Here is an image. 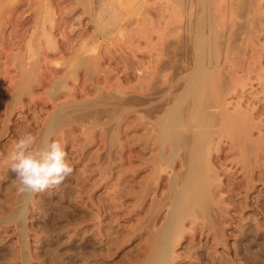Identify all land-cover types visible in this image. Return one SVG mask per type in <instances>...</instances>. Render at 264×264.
I'll use <instances>...</instances> for the list:
<instances>
[{"label":"rangeland","instance_id":"374dc122","mask_svg":"<svg viewBox=\"0 0 264 264\" xmlns=\"http://www.w3.org/2000/svg\"><path fill=\"white\" fill-rule=\"evenodd\" d=\"M81 1L0 0V264H153L158 252L152 249H161V235L169 232L170 222L174 225L167 232L170 250L165 264H264V0L238 3L239 7L223 0H101L99 7L92 0ZM206 22L214 25L212 33L218 32L224 41L219 44L222 52L217 51L221 55H215L218 67L210 71L228 69L220 68L228 79L224 76V87H212L225 88L229 94L221 95L220 90L219 99L222 102L226 96V103L214 96L215 104L205 109L219 114L227 105L228 113H236L238 106L237 111L246 113L247 121H242L248 132L243 127L241 139L230 132L211 134L209 146L213 145L205 165L212 166L206 165L209 171L203 167L198 179L204 187V210L197 208L196 217L191 213L179 221L172 211L177 208L178 187L183 189L181 180L189 160L184 145L173 147L164 136L171 131L172 139L183 134L191 140L198 127L184 126L187 102L181 106V125L165 124V115L179 105L183 77L193 71L190 51L191 56L182 61L186 64H180L176 41L183 36L189 44L194 36L205 34L199 27H208ZM230 50L234 51L230 54ZM24 131L40 142L51 138L64 146L74 170L59 187L18 193L9 154ZM210 170L212 178H220L211 179V173L205 174ZM171 190L177 192L175 197Z\"/></svg>","mask_w":264,"mask_h":264},{"label":"bare ground","instance_id":"6f19581e","mask_svg":"<svg viewBox=\"0 0 264 264\" xmlns=\"http://www.w3.org/2000/svg\"><path fill=\"white\" fill-rule=\"evenodd\" d=\"M82 1H85V0H82ZM81 1V2H82ZM90 1V0H89ZM94 3V6L95 7H99L100 5H101V3H102V1L101 0H92ZM112 1V0H111ZM189 1H191V0H189ZM197 1V0H196ZM206 0H201V2H205ZM209 1H211V0H209ZM215 1V0H214ZM219 1V0H218ZM222 1V0H221ZM220 1V2H221ZM225 3L227 2V3H229V6H230V4H233V6H240L239 4L240 3H249L250 2V4H252V2L251 1H253V0H223ZM222 1V2H223ZM256 1V0H255ZM261 1H263V0H261ZM45 2V1H44ZM88 2V1H87ZM104 2H105V0H104ZM103 2V3H104ZM183 2V1H182ZM187 2V1H186ZM191 2H193V1H191ZM198 2V1H197ZM199 2H200V0H199ZM254 2V1H253ZM257 2V1H256ZM255 2V3H256ZM39 4H41L40 2H38ZM43 3V2H42ZM79 3V2H78ZM84 3H86V1L84 2ZM91 3V2H90ZM210 3V2H209ZM239 3V4H238ZM44 4V3H43ZM106 4H107V2H106ZM211 4V3H210ZM213 4V3H212ZM218 4H219V2H218ZM236 4V5H235ZM254 4V3H253ZM109 5V4H108ZM181 5V4H180ZM200 5H201V3H200ZM214 5H215V3H214ZM222 5V4H221ZM223 5H225V4H223ZM48 6V5H47ZM46 6V8H48ZM90 6V5H89ZM88 6V7H89ZM142 6V5H141ZM146 6V5H145ZM212 6V5H211ZM211 6H209V7H211ZM232 6V5H231ZM242 6V5H241ZM44 7L45 6H43V8L42 9H44ZM51 7V6H50ZM71 7V6H70ZM87 7V6H86ZM111 7V6H110ZM110 7L108 6V7H105V8H109L110 9ZM182 7V6H181ZM199 7V6H198ZM224 7V6H223ZM247 7H249V6H247ZM83 8V7H82ZM144 8V7H143ZM182 8H184V7H182ZM181 8V9H182ZM219 8V7H218ZM253 8V7H252ZM49 9V8H48ZM69 9V8H68ZM85 9V12H86V8H84ZM89 9V8H88ZM93 9V8H92ZM99 9V8H98ZM98 9H96V11L98 10ZM114 9V8H113ZM180 9V10H181ZM199 9V8H198ZM211 9V8H210ZM232 9V8H231ZM235 9V8H234ZM237 9H239V8H237ZM260 9V8H259ZM104 10H106V9H103V11ZM111 10V9H110ZM151 10V9H150ZM243 10H244V8H243ZM258 10V9H257ZM89 11V10H88ZM93 11H94V9H93ZM92 11V12H93ZM101 10L99 9V11H98V13L96 14V18H97V15H99ZM102 11V12H103ZM208 11V10H207ZM239 11V10H238ZM248 11V10H247ZM254 11V10H253ZM41 12V11H40ZM44 12V11H43ZM47 12H48V10H47ZM47 12H45V13H47ZM49 12H50V10H49ZM53 12V11H52ZM66 12V11H65ZM95 12V11H94ZM105 12H107V11H105ZM111 12V11H110ZM113 12H114V10H113ZM112 12V13H113ZM148 12V11H147ZM182 12V11H181ZM180 12V13H181ZM191 12V11H190ZM203 12V11H202ZM209 12V11H208ZM217 12V11H216ZM104 13V12H103ZM108 13V12H107ZM111 13V15H113ZM115 13V12H114ZM179 12H177V14H178ZM205 13V12H204ZM211 13V12H210ZM246 13V12H245ZM244 13V14H245ZM90 14V13H89ZM190 14V13H189ZM192 14V13H191ZM233 14H234V12H233ZM236 14H238V13H236ZM261 14H262V12H261ZM263 14H264V11H263ZM42 15H43V13H42ZM50 15V14H49ZM92 15V14H91ZM110 15V16H111ZM194 15V14H193ZM199 15V14H198ZM197 15V16H198ZM207 15H208V13H207ZM210 15V14H209ZM249 15H251V14H249ZM248 15V16H249ZM48 16V15H47ZM93 16V15H92ZM196 16V17H197ZM239 16V15H238ZM254 17L256 16L255 14L253 15ZM262 16V15H261ZM264 16V15H263ZM40 17V16H39ZM38 17V18H39ZM43 17H44V15H43ZM89 17H90V15H89ZM108 17V16H107ZM181 17H182V15H181ZM187 17V16H186ZM188 17H189V15H188ZM199 17H200V15H199ZM253 17V18H254ZM111 18H113V17H111ZM114 18H116V17H114ZM183 18V17H182ZM207 18H210V17H207ZM248 18H250V17H248ZM252 18V19H253ZM261 18H263V17H261ZM46 19V18H45ZM52 19V18H51ZM91 19H93V18H91ZM101 19V18H100ZM103 19V18H102ZM106 19V18H105ZM104 19V20H105ZM110 19V18H109ZM118 19V18H117ZM190 19V18H189ZM38 20V19H37ZM49 20V19H48ZM47 20V21H48ZM94 20H96V19H94ZM111 20V19H110ZM122 20V19H121ZM201 20H202V18H201ZM210 20V19H209ZM255 20V19H254ZM261 20V19H260ZM45 21V20H44ZM51 21V20H50ZM189 21V20H188ZM206 21V20H205ZM205 21H204V24H205ZM250 21V20H249ZM259 21V20H258ZM43 22V21H42ZM52 22V21H51ZM50 22V23H51ZM97 22L98 23H100L99 22V16H98V20H97ZM190 22V21H189ZM196 22V21H195ZM208 22V21H207ZM206 22V23H207ZM211 22V21H210ZM232 22V21H231ZM97 23V24H98ZM112 23V22H111ZM192 23V22H191ZM234 23V22H233ZM236 23V22H235ZM254 23V22H253ZM52 24V23H51ZM211 24V23H210ZM210 24L209 23H207V25H209L210 26ZM262 24H264V23H262ZM102 25V24H101ZM195 25V24H194ZM200 25H202V23H200L199 24V26ZM206 25V24H205ZM244 25H246V24H244ZM252 27H253V25L252 24H250ZM103 26V25H102ZM115 26V25H114ZM118 26V25H117ZM203 26V25H202ZM209 26L208 27H206L205 28V26L204 27H199L200 28V30H201V28H202V30L203 31H206V35L204 34V33H202V35L201 36H194V38H193V36H192V40H191V42H190V40H188L189 41V44L187 43V41H185V38L186 37H183L182 35H180V37L182 36V38L180 39V38H176V40H178V41H176L177 42V45L176 46H178V48H179V53L181 52V57H179L180 58V64L183 66V65H185L184 63H182V61L184 60V56H186L187 57V55H189V56H191L190 54H188V51H190V53L192 54V56L193 57H191V58H193V61L191 60V59H189V56H188V58L187 59H189L190 61H189V63H191V65H192V69H193V71H192V69L190 68V70L192 71V72H190V70H189V72L191 73H187V74H190V76L188 77L187 76V74L185 75V76H187L188 78H186L185 76L183 77V78H185V80L183 79H181L182 80V84H183V86H184V90H183V92H182V89H181V91L180 92H182V93H180L179 92V94H178V100H179V102H178V104L179 105H177V106H175V108L174 109H171L172 111H170L171 113H170V115L166 118V116L167 115H165V119H168V120H166V122H165V124L167 123V121H168V123H172V124H174L175 125V123H176V126L180 123V125H181V121H180V118L182 117V113H181V106H182V104L183 103H185V102H187V106H186V108H185V110H186V112L184 111V113H186V115H184V120H185V125L184 126H186V124H193L194 126H197L198 128H197V130L193 133V131H191V133H193V134H190V136L192 135V137H190L189 139H191V140H188V138L186 137V136H183V134H182V136H180V137H177V138H174V139H172V137L170 136V133L169 132H171V131H168V134L167 135H165L164 137H165V139L166 140H168L169 142H171L172 143V146L173 147H177V145H181V146H183L184 148H186V149H184V150H186L187 152V154H186V156L188 157V162H187V164L186 165H188V167H185V170H186V176L185 177H183L184 179H185V181H186V183H184L183 182V180L184 179H182L181 180V182L183 183V189H182V187H181V190H180V187H178L179 188V201L176 203V209H173V211H172V213H173V215H175V219L177 220H179V221H181V219L185 216V215H188V214H191L192 213V215H193V212L194 211H196V209L197 208H203V210H204V207H203V202H204V200H205V198L203 197V189H204V187H203V189H202V187L199 185L200 183L198 182L199 180V178L202 176V171L204 170L203 169V167L204 168H206L207 169V167H206V165H205V161L207 160H205V156H206V158L208 157L207 155V152H209L208 150H210L209 148H210V146L211 145H213V144H211L210 146H209V144H210V139H211V143H212V138H211V136L214 134V135H217V136H219V135H221V136H223V135H225L226 133H228V132H230L231 134H235L236 136H235V138L237 139V138H239V139H241V138H243V136L241 137V129L243 128V127H245L246 125H244L245 124V122L247 121V119L244 117L245 115H246V113L245 114H243L242 112L243 111H237V109H238V106H237V108L236 107H234V108H236V111H234V112H236V113H233L231 110H229V113L226 111L227 110V105H226V108L224 109V112H222V113H219L218 114V111L217 112H215L214 111V113L212 112V113H209V111H208V109L206 110L205 109V107H208L209 105H210V103H211V105L210 106H212V104H215V103H213V101H212V98L215 96V98H217V100H220L219 102H221V99H219V93H220V90H223V94H221V95H226V94H229V93H227V91H226V89L225 88H221V89H217L218 87H216V89H214V87H212V85H215V84H218V86H220L221 84V86H223V83L226 81L225 80V73H224V75L221 73V70L222 69H225L224 67H219V69L218 68H216V70H215V72L214 73H211V67L213 68V67H218L217 66V61H216V58H215V55H218L217 54V51H219V52H222L220 49V45H223V43H224V41H222L223 40V38H222V35H218V32L216 33V35L214 34V32L212 33V31H214V30H212L211 28L214 26H210V28H209ZM217 26V25H216ZM255 26V25H254ZM263 26V25H262ZM261 26V27H262ZM116 27V26H115ZM184 27V26H183ZM192 27V26H191ZM194 27H196V26H194ZM222 26H220V28H221ZM238 27V26H237ZM245 27V26H244ZM102 28V27H101ZM178 28V27H177ZM193 28V27H192ZM191 28V29H192ZM198 28V29H199ZM264 28V27H263ZM106 28H104L103 27V31L105 30ZM180 29V28H179ZM244 29V28H243ZM94 30L95 29H93V32H94ZM178 30V29H177ZM195 30H196V28H195ZM226 30V29H225ZM232 30V29H231ZM234 30V29H233ZM246 30V29H245ZM253 30V29H252ZM258 30V29H257ZM183 31H185L184 29H183ZM220 31H221V29H220ZM229 31V30H228ZM241 31V30H240ZM251 31V30H250ZM178 32V31H177ZM196 32V31H195ZM222 32V31H221ZM230 32H232V31H230ZM254 32V31H253ZM189 33H191V32H189ZM197 33V32H196ZM196 33H194V34H196ZM199 33V32H198ZM225 33V32H224ZM234 33V32H233ZM257 33V32H256ZM261 33V32H260ZM42 34V33H41ZM98 34V33H97ZM181 34H182V32H181ZM187 34V33H186ZM193 34V35H194ZM204 34V35H203ZM239 33H237V35H238ZM248 34V33H247ZM246 34V35H247ZM259 34V33H258ZM92 35V34H91ZM138 35V34H137ZM226 35V34H225ZM228 35V34H227ZM231 35V33H229V36ZM232 35H234V34H232ZM231 35V36H232ZM236 34H235V36H237ZM260 35V34H259ZM262 35V34H261ZM86 36V35H85ZM179 36V35H178ZM177 36V37H178ZM220 36H221V38L222 39H220ZM231 36H230V39H231ZM239 36V35H238ZM249 36V35H248ZM247 36V37H248ZM258 36V35H257ZM46 37V36H45ZM189 38L188 39H190V34H189V36H188ZM246 37V36H245ZM228 38V37H227ZM232 38H234L235 39V37H233L232 36ZM240 38V37H239ZM250 38V37H249ZM248 39V38H247ZM56 40H57V38H56ZM225 40V39H224ZM245 40V39H244ZM250 40V39H249ZM55 41V40H54ZM81 41V40H80ZM169 41V40H168ZM231 41V40H230ZM235 41V40H234ZM246 41V40H245ZM48 42H50V41H48ZM172 42V41H171ZM170 42V43H171ZM223 42V43H222ZM243 42V41H242ZM247 42V41H246ZM54 43V42H53ZM139 43V42H138ZM137 43V44H138ZM170 43H167V44H170ZM227 43H231V42H227ZM233 43V42H232ZM46 44V43H45ZM172 45H173V43H171ZM220 44V45H219ZM244 44V43H243ZM175 45V44H174ZM218 46V48H216V46ZM226 45V44H225ZM231 45V44H230ZM237 45V44H236ZM47 46V45H46ZM120 46V45H119ZM131 46V45H130ZM134 46V45H133ZM176 46H174V47H176ZM188 46H189V48H190V50H188L187 48H188ZM220 46V47H219ZM56 47V46H55ZM223 47V46H222ZM226 47H228V45H226ZM54 48V47H53ZM119 48V47H118ZM228 48H230V47H228ZM228 48H226L227 49V51H228ZM52 49V48H51ZM176 49H177V47H176ZM219 49V50H218ZM234 49V48H233ZM237 49V48H236ZM148 50V49H147ZM157 50V49H156ZM172 50V49H171ZM222 50H223V48H222ZM242 50V49H241ZM135 51V50H134ZM138 51V50H137ZM231 51V50H230ZM232 51H234V50H232ZM232 51L230 52V54L232 53ZM177 52V51H176ZM175 52V53H176ZM108 53H109V51H108ZM135 53V52H134ZM234 53V52H233ZM97 55V54H96ZM110 55V54H109ZM176 55V54H175ZM182 55H183V57H182ZM219 55H221V54H219ZM238 55V54H237ZM101 56V55H100ZM108 56V55H107ZM152 56V55H151ZM180 56V55H179ZM225 56H227V55H225ZM90 57V56H89ZM95 57V56H94ZM220 57L221 56H219V60H220ZM82 58H84V57H82ZM161 58V57H160ZM160 58H158V60L160 59ZM226 58V57H225ZM229 58V57H228ZM36 59V58H35ZM35 59H34V61H35ZM75 59V58H74ZM79 59H80V56H79ZM96 59H98V55H97V57H96ZM227 59V58H226ZM230 59V58H229ZM233 59V58H232ZM37 60V59H36ZM88 60V59H87ZM90 60V59H89ZM72 61V60H71ZM74 61V60H73ZM76 61V60H75ZM74 61V62H75ZM79 61V60H78ZM81 61H83V60H81ZM81 61H79V62H81ZM185 61V60H184ZM188 61V60H187ZM225 61V60H224ZM235 61V60H234ZM92 62H94V61H92ZM95 62H96V60H95ZM223 62V61H222ZM84 63V62H83ZM89 63V62H88ZM149 63V62H148ZM152 63V62H151ZM173 63V62H172ZM72 64V63H71ZM85 64V63H84ZM94 64V63H93ZM142 64H143V62H142ZM159 64V63H158ZM223 64V63H222ZM231 64H233L232 62H231ZM69 65H70V62H69ZM77 65H78V63H77ZM86 65V64H85ZM125 65V64H124ZM188 65V64H187ZM226 65V64H225ZM236 65H237V63H236ZM68 66V65H67ZM159 66V65H158ZM220 66V65H219ZM222 66V65H221ZM71 67V66H70ZM69 67V68H70ZM74 67V66H73ZM76 67H78V66H76ZM75 67V68H76ZM85 67V66H84ZM97 67V66H96ZM173 67H174V65H173ZM176 67H177V65H176ZM188 67V66H187ZM232 67V66H231ZM234 67H235V65H234ZM78 68H80V65H79V67ZM175 68V67H174ZM220 68H221V70H220ZM71 69V68H70ZM153 69V68H152ZM156 69V68H155ZM176 69V68H175ZM178 69V68H177ZM236 69V68H235ZM86 70V69H85ZM93 70V69H92ZM97 70H98V68H97ZM174 70V69H173ZM230 70V69H229ZM34 71V70H33ZM68 71V70H67ZM66 71V72H67ZM88 71V70H87ZM93 71H96V70H93ZM224 70H222V72H223ZM227 71H228V69H227ZM227 71H224V72H227ZM53 72V71H52ZM57 72V71H56ZM69 72V71H68ZM99 72V71H98ZM188 72V71H187ZM231 72V71H230ZM65 73V72H64ZM34 74H36V73H34ZM72 74H73V72H72ZM183 74V73H182ZM33 75V74H32ZM66 75V74H65ZM73 75H75V74H73ZM86 75V74H85ZM71 76V75H70ZM225 76V77H224ZM229 76V75H228ZM232 76V75H231ZM30 77V76H29ZM34 77V76H33ZM64 78H65V76H63ZM62 77V78H63ZM67 77V76H66ZM92 77V76H91ZM57 78H59V77H57ZM63 78V79H64ZM178 78V77H177ZM30 79V78H29ZM31 79H33V78H31ZM31 79H30V81H31ZM55 79V78H54ZM76 79V78H75ZM146 79V78H145ZM226 79H227V77H226ZM230 79V78H229ZM28 80V79H27ZM37 80V79H36ZM62 80V79H61ZM66 80V79H65ZM179 81H177V83L178 82H181L180 81V79H178ZM228 80V79H227ZM232 80V79H231ZM237 80V79H236ZM57 81V80H56ZM60 82V81H59ZM65 82V81H64ZM33 83V82H32ZM232 83H235V82H232ZM231 83V84H232ZM238 83V82H237ZM51 84V83H50ZM60 84V83H59ZM241 84V83H240ZM65 85H66V82H65ZM178 85V84H177ZM176 85V86H177ZM179 85H181V84H179ZM239 85V84H238ZM242 85V84H241ZM240 85V86H241ZM49 86H51V85H49ZM59 86V85H58ZM183 86H180V87H182L183 88ZM220 86V87H221ZM231 86V85H230ZM65 87V86H64ZM211 87L213 88V89H211ZM224 87V86H223ZM227 87V86H226ZM234 87V86H233ZM239 87V86H238ZM242 87H243V85H242ZM245 87V86H244ZM60 88H62L63 89V87H61L60 86ZM59 88V89H60ZM66 88V87H65ZM64 88V89H65ZM122 88H124V87H122ZM152 88H154V87H152ZM179 88V87H178ZM177 88V89H178ZM234 88H236V87H234ZM67 89V88H66ZM127 89V88H126ZM150 89V88H149ZM229 89V88H228ZM102 90V89H101ZM125 90V89H124ZM174 90V89H173ZM215 90V91H214ZM225 90V91H224ZM234 90V89H233ZM60 91V90H59ZM232 91V90H231ZM237 91V90H236ZM51 92V91H50ZM58 92V91H57ZM107 92H108V90H107ZM226 92V93H225ZM234 92V91H233ZM115 93V92H114ZM125 93H126V91H125ZM152 93V92H151ZM175 93V92H174ZM239 93H241V92H239ZM243 93V92H242ZM100 94V93H99ZM169 94H170V92H169ZM52 95V94H51ZM145 95H147V94H145ZM171 95V94H170ZM237 95V94H236ZM99 96H101V95H99ZM70 97V96H69ZM72 97H74V96H72ZM76 97V96H75ZM102 97V96H101ZM113 97V96H112ZM146 97V96H145ZM66 98V97H65ZM64 98V99H65ZM109 98V97H108ZM115 98V97H114ZM117 98V97H116ZM115 98V99H116ZM119 98V97H118ZM71 99V98H70ZM99 99V98H98ZM104 99V98H103ZM110 99V98H109ZM163 99H165V98H163ZM226 96H224L223 97V101L225 102L226 100ZM236 99V98H235ZM75 100V99H74ZM81 100V99H80ZM83 100V99H82ZM120 100H122V98H120ZM231 100H232V98H231ZM65 101V100H64ZM92 101H94V100H92ZM100 100H98V102H99ZM103 101V100H102ZM161 101V100H160ZM222 101V102H223ZM66 102V101H65ZM79 102V101H78ZM168 102V101H167ZM221 102V103H222ZM223 102V103H224ZM231 101H229V103H230ZM81 103V102H80ZM86 103V102H85ZM118 103V102H117ZM226 103V102H225ZM224 103V104H225ZM228 103V101H227V104H229ZM247 103V102H246ZM61 104V103H60ZM59 104V105H60ZM69 104V103H68ZM100 103H98V105H99ZM104 104H105V102H104ZM159 104V103H158ZM217 104V103H216ZM240 104V103H239ZM64 105V104H63ZM62 105V106H63ZM106 105V104H105ZM112 105V104H111ZM116 105V103L114 104V106ZM170 105V104H169ZM223 105V104H222ZM230 105V104H229ZM237 105V104H236ZM256 105V104H255ZM254 105V106H255ZM57 106V105H56ZM94 106H95V104H94ZM154 106V105H153ZM215 106V105H214ZM220 106V105H219ZM231 106V105H230ZM253 106V107H254ZM59 107V106H58ZM81 107V106H80ZM97 107V106H96ZM216 107V106H215ZM217 107H218V105H217ZM225 107V106H224ZM242 107V106H241ZM249 107V106H248ZM252 107V106H251ZM65 108V107H64ZM64 108H62V109H64ZM101 108V107H100ZM163 108V107H162ZM173 108V107H172ZM243 108V107H242ZM69 109V108H68ZM155 109V108H154ZM240 109V108H239ZM245 109H248V108H245ZM262 109V108H261ZM57 110V109H56ZM59 110V109H58ZM66 110V109H65ZM64 110V111H65ZM81 110V109H80ZM98 110V109H97ZM104 110V109H103ZM110 110V109H109ZM170 110V109H169ZM249 110H250V108H249ZM252 110L254 111L255 109H253L252 108ZM251 110V111H252ZM77 111V110H76ZM102 111V110H101ZM100 111V112H101ZM151 111H152V109H151ZM150 111V112H151ZM162 111V110H161ZM212 111V110H211ZM226 111V112H225ZM230 111H231V114H230ZM262 111V110H261ZM83 112H85V111H83ZM96 112V111H95ZM237 112H241V115L239 114V113H237ZM246 112V111H245ZM65 113V112H64ZM98 113H99V111H98ZM164 113V112H163ZM217 113V114H216ZM77 114V113H76ZM97 114V113H96ZM168 114H169V112H168ZM260 114V113H259ZM79 115V114H78ZM213 115V116H212ZM244 115V116H243ZM248 115H249V113H248ZM74 116V115H73ZM106 116V115H105ZM164 116V115H163ZM241 116V117H240ZM244 117V119H243V117ZM258 116H260V115H258ZM52 117H53V115H52ZM51 116H50V118H52ZM79 117V116H78ZM157 117V116H156ZM247 117V116H246ZM242 118V119H241ZM248 118V120L249 119H251V118H249V117H247ZM164 119V120H165ZM254 119V118H253ZM49 120V119H48ZM58 120V119H57ZM64 120V119H63ZM157 120V119H156ZM160 120H161V118H160ZM242 120H246L245 122L244 121H242ZM259 120V119H258ZM51 121V120H50ZM252 121V120H251ZM257 121V120H256ZM262 121V120H261ZM260 121V122H261ZM63 122V121H62ZM179 122V123H178ZM253 122V121H252ZM258 122V121H257ZM178 123V124H177ZM249 123H251V122H249ZM172 124H171V127H173L172 126ZM190 124V125H191ZM253 124H254V122H253ZM257 124V123H256ZM260 124V123H259ZM154 126H156V125H154ZM161 126V125H160ZM167 126V125H166ZM165 126V127H166ZM169 126V125H168ZM257 126V125H256ZM188 127V126H187ZM190 127V126H189ZM264 127V126H263ZM246 128V127H245ZM255 128H258V127H255ZM162 129H163V127H162ZM161 129V130H162ZM172 129V128H171ZM154 130V129H153ZM165 130H170V129H165ZM174 130V129H173ZM187 130H188V128H187ZM252 130V129H251ZM252 131H254V130H252ZM45 132V131H44ZM150 132V131H149ZM155 132V131H154ZM165 132H167V131H165ZM188 132H190V131H188ZM246 132H248L247 131V128H246ZM260 132V131H259ZM159 133L161 134V137H162V133H161V131H159ZM171 133H173V132H171ZM175 133V132H174ZM185 133L186 132H184V135H185ZM229 133V134H230ZM250 133H251V131H249V136H251L250 135ZM262 133H264V132H262ZM176 134V133H175ZM189 134V133H188ZM212 134V135H211ZM230 134V135H231ZM244 134H245V132H244ZM177 135V134H176ZM233 135H232V137H233ZM263 135V134H262ZM154 136V135H153ZM227 136V135H226ZM260 136V135H259ZM246 137V136H245ZM257 137V136H256ZM264 137V136H263ZM262 137V138H263ZM44 138V137H43ZM227 138H228V136H227ZM250 138H252V137H250ZM261 138V137H260ZM260 138H258V139H260ZM231 139V138H230ZM246 140L247 139H249V138H245ZM156 140V139H155ZM161 140H162V138H161ZM160 140V141H161ZM44 141V140H43ZM163 142L165 141L164 139L162 140ZM189 141H190V144H187V143H189ZM239 142H241L242 140H238ZM250 141V140H249ZM260 141V140H259ZM162 142V143H163ZM239 142H238V144H239ZM244 142H246V141H244ZM263 142H264V140H263ZM166 143V142H165ZM168 143V142H167ZM214 143V142H213ZM258 143V142H257ZM261 143V142H260ZM260 143H259V145H260ZM159 144H161L160 142H159ZM250 144V143H249ZM262 144H264V143H262ZM165 145V144H164ZM189 145V146H188ZM216 145V144H215ZM240 145V144H239ZM244 145H246V143L244 144ZM253 145V144H252ZM254 146V145H253ZM257 146V145H256ZM161 147H163V145L161 146ZM165 148H166V145L164 146ZM215 147V146H214ZM240 148H242L241 146H239ZM238 147V148H239ZM248 147V146H247ZM258 147V146H257ZM257 147H256V149H257ZM213 148V147H212ZM176 149V148H175ZM259 149V148H258ZM179 150V149H178ZM183 150V149H182ZM236 150V149H235ZM211 151V150H210ZM218 151V150H217ZM250 151V150H249ZM256 151V150H255ZM264 151V150H263ZM184 152V151H183ZM259 152V151H258ZM261 152V151H260ZM185 153V152H184ZM210 153V152H209ZM212 153V152H211ZM207 154V155H206ZM224 154V153H223ZM232 154V153H231ZM238 155H239V153H237ZM237 154H236V156H237ZM241 154H242V152H241ZM262 154V153H261ZM185 155V154H184ZM210 155V154H209ZM243 155H245V154H243ZM219 157V156H218ZM226 157V156H225ZM170 158V157H169ZM174 158V157H173ZM177 158V157H176ZM181 158V157H180ZM208 158H210V157H208ZM238 158V157H237ZM245 158V157H244ZM156 159V158H155ZM171 159V158H170ZM223 159V158H222ZM167 160H168V158H167ZM181 160V159H180ZM234 160V159H233ZM236 160H238V159H236ZM241 160V159H240ZM159 161V160H158ZM157 161V162H158ZM171 161V160H170ZM239 161V160H238ZM247 160H245L244 162H246ZM252 161V160H251ZM175 162V161H174ZM182 162V161H181ZM207 162H209V160L207 161ZM221 162V161H220ZM235 162V161H234ZM240 162V161H239ZM241 162H242V160H241ZM218 163V162H217ZM158 164V163H157ZM175 164V163H174ZM181 164H183V163H181ZM209 164V163H208ZM242 164V163H241ZM247 164V163H246ZM243 165V164H242ZM185 166V165H184ZM208 167H211V166H209V165H207ZM241 166V165H240ZM244 166V165H243ZM161 167V166H160ZM159 167V168H160ZM169 167V166H168ZM172 167V166H171ZM170 167V168H171ZM158 168V169H159ZM188 168V169H187ZM246 168V167H245ZM154 169V168H153ZM157 169V170H158ZM179 169V168H178ZM209 169V168H208ZM206 170V171H209V170ZM211 170H212V168H210ZM152 170V169H151ZM185 170H184V172H185ZM211 170H210V172H208V173H206V171H205V174H209V173H211ZM183 172V173H184ZM214 172V174L215 173H218L217 171L215 172V171H213ZM152 174H154V173H152ZM177 174V173H176ZM182 174V173H181ZM222 174V173H221ZM182 175H184V174H182ZM213 174L211 173V179H214L215 177H216V175L214 176V178H212L213 176H212ZM219 175V174H218ZM230 175V174H229ZM153 176V175H152ZM174 176V175H173ZM179 176V175H178ZM208 177L210 176V175H207ZM149 178V177H148ZM179 178V177H178ZM181 178H182V176H181ZM202 178H204V181L206 182V176L205 175H203V177ZM218 178H220V177H216V179H218ZM151 179V178H150ZM201 179V178H200ZM175 180V179H174ZM179 180V179H178ZM147 181H149V179L147 180ZM146 181V182H147ZM171 181V180H170ZM204 181H203V179L201 180V184L203 185V183H204ZM177 182V181H176ZM203 182V183H202ZM208 182V181H207ZM214 182H216V180L214 181ZM219 182V181H218ZM238 182V181H237ZM150 183V182H149ZM152 183V182H151ZM179 183L180 182H178V185H179ZM199 183V184H198ZM208 183H212V180L210 181L209 180V182ZM207 183V184H208ZM170 184V183H169ZM175 184V183H174ZM184 184H186L185 186H184ZM246 184H247V181H246ZM177 185V186H178ZM181 185V184H180ZM206 185V184H205ZM218 186V185H217ZM174 187H176L175 185H174ZM210 188H211V186H209ZM209 187H207V188H209ZM177 188V187H176ZM176 188H174V189H176ZM209 188V189H210ZM147 189V188H146ZM145 189V190H146ZM178 189H176V191H177ZM213 190H214V188H213ZM172 191V190H171ZM175 191V193L172 191V193H174V194H172V195H174V197H175V195H176V192ZM181 191V192H180ZM203 191V192H202ZM209 191V190H208ZM168 193V192H167ZM206 193V192H205ZM216 193V192H215ZM211 195H212V193H210ZM206 195V194H205ZM204 195V196H205ZM30 196V195H29ZM213 196H215V195H213ZM172 197V196H171ZM209 197V196H208ZM207 198V197H206ZM213 198V197H212ZM20 199V198H19ZM167 199H169V197L167 198ZM207 199H209V198H207ZM218 199V198H217ZM17 200V199H16ZM21 200V199H20ZM161 200V199H160ZM164 200V199H163ZM176 200V199H175ZM174 200V201H175ZM215 200V199H214ZM162 201V200H161ZM171 201V200H170ZM172 201H173V198H172ZM207 201V200H206ZM218 201V200H217ZM217 201H215L214 203L216 204V202ZM18 202V201H17ZM176 202V201H175ZM212 202V201H211ZM171 203H174V202H171ZM219 203V202H218ZM218 203H217V205H218ZM221 203V202H220ZM21 204V203H20ZM208 204V203H207ZM161 205H162V203H161ZM208 206V205H207ZM224 206V205H223ZM25 207V206H24ZM225 207V206H224ZM21 208V207H20ZM157 208V207H156ZM159 208V207H158ZM19 209V208H18ZM200 209V210H201ZM209 209V208H208ZM207 209V210H208ZM206 210V211H207ZM202 212V211H201ZM23 213V212H22ZM156 213V212H155ZM209 213V212H208ZM207 213V214H208ZM19 214H20V212H19ZM197 214V213H196ZM210 214V213H209ZM208 214V215H209ZM222 214V213H221ZM200 215H202V214H200ZM207 215V216H208ZM172 216V215H171ZM171 216H170V218H171ZM194 217H196L195 215H193ZM192 216V217H193ZM199 216V215H198ZM216 216H217V214H216ZM174 216H172V220L174 219L173 218ZM214 217V216H213ZM169 218V217H168ZM22 219V218H21ZM151 219V218H150ZM165 219V218H164ZM170 219V220H171ZM206 219V218H205ZM165 221V220H164ZM211 221V220H210ZM150 222V221H149ZM202 222V221H201ZM162 223V222H161ZM176 223V222H175ZM178 223V222H177ZM176 223V224H177ZM180 223V222H179ZM195 223H197V222H195ZM204 223V222H203ZM207 223V222H206ZM205 223V224H206ZM18 224V223H17ZM175 224V225H176ZM182 224V223H181ZM193 224V223H192ZM201 224V223H200ZM173 225H174V223L173 222H170V227L172 228L173 227ZM179 225V224H178ZM197 225V224H196ZM168 226V225H167ZM182 227V226H181ZM197 227V226H196ZM171 228H170V230H169V232L168 231H165V232H163L162 233V235H161V239L160 240H162L160 243H162V247H161V249H160V247H158L159 249L157 250L156 248H153L152 249V251H154L155 253H157L158 255H155L156 256V258H155V256H153L154 258V260H151V261H154L153 262V264H165L166 263V260H165V255H166V253H167V250H168V247L166 246L167 245V243L169 242V236H168V234H167V232L170 234V231H171ZM176 228H177V226H176ZM156 229H158V228H156ZM160 229H162V228H160ZM166 230V229H165ZM181 230H183V229H181ZM184 230H185V228H184ZM196 230V229H195ZM161 231V230H160ZM179 231V228H177V232L176 233H179L178 232ZM183 232V231H182ZM184 233V232H183ZM180 234H182L181 232H180ZM159 235V234H158ZM178 235V234H177ZM180 236V235H179ZM158 238H160V235H159V237ZM176 238H178V237H176ZM154 239V238H153ZM155 241V240H154ZM159 242V239H157L156 240V242ZM177 241V240H176ZM175 241V242H176ZM152 242V241H151ZM175 244V243H174ZM71 247V246H70ZM80 249V248H79ZM173 249V248H172ZM171 249V250H172ZM170 250V249H169ZM169 250H168V252H169ZM80 251H81V249H80ZM157 251V252H156ZM82 252V251H81ZM154 252H152V253H154ZM151 253V254H152ZM150 254V253H149ZM173 254V253H172ZM149 256H151V255H149ZM167 256V255H166ZM174 256V255H173ZM179 256V255H178ZM172 256H170V258H171ZM150 258V257H149ZM148 258V259H149ZM158 258V259H157ZM132 259H133V257H132ZM145 259V258H144ZM174 259V258H173ZM141 260V259H140ZM157 260V261H156ZM168 260V259H167ZM172 260V259H171ZM145 262V261H144ZM147 262V261H146ZM169 262V261H168ZM134 263V262H133ZM138 263V262H137ZM146 264V263H145ZM152 264V263H151ZM174 264V263H173Z\"/></svg>","mask_w":264,"mask_h":264},{"label":"clouds","instance_id":"9594fccd","mask_svg":"<svg viewBox=\"0 0 264 264\" xmlns=\"http://www.w3.org/2000/svg\"><path fill=\"white\" fill-rule=\"evenodd\" d=\"M19 194H35L57 188L73 173L64 146L49 138L40 142L30 131L21 132L9 154Z\"/></svg>","mask_w":264,"mask_h":264}]
</instances>
